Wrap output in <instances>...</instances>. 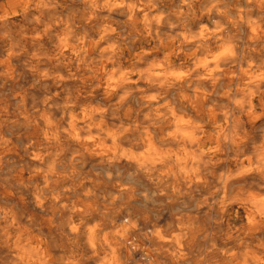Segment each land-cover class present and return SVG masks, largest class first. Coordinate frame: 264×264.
<instances>
[{"label":"clouds","instance_id":"obj_1","mask_svg":"<svg viewBox=\"0 0 264 264\" xmlns=\"http://www.w3.org/2000/svg\"><path fill=\"white\" fill-rule=\"evenodd\" d=\"M0 264H264V0H0Z\"/></svg>","mask_w":264,"mask_h":264}]
</instances>
